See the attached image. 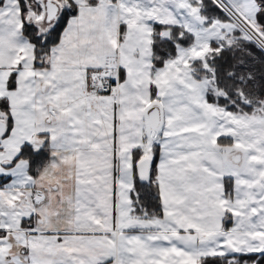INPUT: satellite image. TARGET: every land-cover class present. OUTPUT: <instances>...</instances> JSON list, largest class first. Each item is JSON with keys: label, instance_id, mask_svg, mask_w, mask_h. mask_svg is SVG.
<instances>
[{"label": "snow or ice", "instance_id": "snow-or-ice-1", "mask_svg": "<svg viewBox=\"0 0 264 264\" xmlns=\"http://www.w3.org/2000/svg\"><path fill=\"white\" fill-rule=\"evenodd\" d=\"M0 264H264V0H0Z\"/></svg>", "mask_w": 264, "mask_h": 264}]
</instances>
